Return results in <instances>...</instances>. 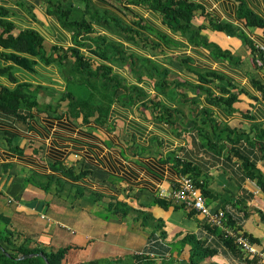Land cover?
Here are the masks:
<instances>
[{"label":"crops","instance_id":"obj_1","mask_svg":"<svg viewBox=\"0 0 264 264\" xmlns=\"http://www.w3.org/2000/svg\"><path fill=\"white\" fill-rule=\"evenodd\" d=\"M59 1L0 0V9L6 11L0 12V17L12 22L13 32L39 33L47 56L57 58L50 62L34 58L31 71L7 58L5 53L13 49L0 41V90L23 83L30 84L32 90V85H37L47 102L45 108L38 105L32 112L23 111L28 113L25 119L0 109V213L9 218L18 244L48 251L67 247L64 264L90 260L138 264L146 257L159 264L165 258L187 264L191 245L181 240L194 233L217 247L212 257L216 264H264V189L247 176L231 140L235 130L256 138L264 126V58L239 35L245 32L253 45H264V28L246 25L239 17L243 2L264 18V0H188L198 5L192 22L201 30L194 42L165 21L154 6L158 0H89V9L114 18L111 22L93 21L94 31L89 36L116 42L122 53L106 60L90 46L81 52L96 65L108 63L125 80L129 93L121 88L114 96L110 94L113 97L106 116L96 113L88 120L83 115L73 117L68 102H61L60 97L57 102L48 98L68 90L59 53L53 54L52 49L79 47L58 7L72 4L67 7L71 8V20H91L87 2ZM212 21L231 23L234 33L216 30ZM127 25L139 32L135 38L123 32ZM201 38L229 50L233 58H219ZM137 57L168 67L167 89L179 78L177 88L187 94L182 104L158 88L155 77L133 75L138 66H145ZM71 61L74 57L69 55L67 62ZM130 63L137 69L132 71ZM191 68L222 73L225 79H217L210 87L226 98L235 93V109L223 102H210L205 93L196 91L201 83ZM172 72L177 78L170 76ZM49 84L56 91L47 95L44 87ZM134 87L143 93L132 98ZM131 100L132 105L128 104ZM204 109L211 112L209 125ZM201 128L203 133L222 139L215 150L204 146ZM254 143L243 141L239 146L264 173L261 142ZM184 160L200 168L207 204L231 214L236 230L254 238L256 253L241 246L229 248L224 237L209 232L202 214L159 197L161 189L176 185L181 175L177 164ZM114 203L120 204L115 215L111 209ZM122 204L131 208L126 217L120 216L126 211ZM230 223L228 227H232Z\"/></svg>","mask_w":264,"mask_h":264},{"label":"trees","instance_id":"obj_2","mask_svg":"<svg viewBox=\"0 0 264 264\" xmlns=\"http://www.w3.org/2000/svg\"><path fill=\"white\" fill-rule=\"evenodd\" d=\"M59 2L62 4L61 0ZM87 4L88 11H90L89 7L91 6V4L89 0H87ZM154 6H156L164 14L165 21L172 28H174L175 30H180L183 33L187 34L190 37L191 41L194 42L195 37L199 36L201 26L196 28L192 22L193 17L198 9L197 4L188 0H166L165 2H163L162 0H158L157 4H155ZM58 9L61 12L60 16L62 17V21L64 22V24L68 25L69 28L74 30L76 43L79 44V47H72L69 50L54 47L52 49L53 54L59 53L58 59L63 63L64 61L66 62L68 60L69 55L73 56L74 61H71L72 74L80 77L81 81L84 80V83L96 82L97 84H101V86L94 87L91 90L89 97H79L78 95L74 94V92H69L68 89L66 92H63L60 100L61 102H68L70 114L75 118L83 115L84 119L88 120L89 116L95 115L96 113H98L99 117L106 116L109 108V105L107 104L109 101H112L111 98L115 94H117V92L121 88H124L125 90L128 89V87L124 85L125 80L120 75H114L113 69L108 63H100L96 65L94 60L86 57L81 52V49L83 47L90 46L89 48H91V50L101 58H105L106 60L111 58L113 60L116 56L115 53H120V51L122 50L121 46L118 45V47H110L106 45L108 43L105 38H91L89 34L94 31V26L92 24L93 21L103 19L106 22H111L113 21L111 19L114 18H109V14H100L99 11H91L90 21L85 18L71 20L68 19L69 12L71 11L70 8L65 9L62 7H58ZM0 12L5 13L6 11L4 9H0ZM239 17L244 20L246 25H256L264 28V18L260 17L253 10L248 8V6L243 2L239 8ZM119 23L121 22L119 21ZM212 25L216 30L234 33L235 26H233L229 22L217 23L215 21H212ZM13 28L14 27L12 22L4 19L3 17H0V41L8 46H11V48L13 49L12 52L5 53V56H7V58H9L15 64L33 71L36 63V60L34 58L38 57L47 62L57 59L56 57H54V55L52 57L47 56V52L43 48V38L39 33L33 30H24L15 33L13 32ZM123 32H125L127 36H130V38H135L136 33H139L135 30L133 31V28L129 25L123 26ZM239 35L241 36V38H244V40L252 48V51L259 49L261 52V59L264 58L262 50L258 46L252 44L245 32H241ZM200 40L204 42L208 47H211L214 54L219 58H227L231 55L229 50H224L220 45L215 42H210L207 38H201ZM102 45L104 46L105 50H103V47H101ZM61 50L63 51L62 54L60 53ZM145 60H147L144 62L145 66H152L151 60ZM160 68L161 67H158V69L160 70L158 73L160 74L152 73L151 75L152 77H156L157 85H159L158 88L167 91V87L165 85L168 83L170 70L168 68H166L165 70H161ZM163 74V80H161L160 78ZM196 75L198 76V79L201 83L196 86V91L201 90L203 93H205L210 102H223L224 105H228L231 110L235 109L233 107V103L238 99V96L235 93H232L231 97L226 98L220 94L214 93V91L210 87V84L215 83L217 79H225L222 73L212 70H206L204 72L196 71ZM139 77L141 78L142 75H140ZM162 81L163 83H161ZM175 82V85L179 87L181 81L176 79ZM28 86L29 88L31 87L30 84L23 83L15 89L2 88L0 90V109L10 114H15L18 118L25 119L28 116V113L25 114L24 112H32V109H34L35 106L38 107L39 104L35 99L36 97L30 98L29 93L33 91L30 90ZM192 88L194 89V87ZM139 89L140 88L138 87H134L131 89L132 98H134L133 95L135 93L136 95L143 93L140 92L142 90ZM220 89L226 88L220 86ZM110 94H113V96H110ZM23 97L25 98L23 99ZM128 104L132 105L133 101L131 100L130 102H128ZM49 106L51 107L54 105L52 104ZM203 111L208 116L206 124L209 125L211 112L208 109H204ZM201 130V133H203L204 128H201ZM235 131V136H231L232 144H235L233 147V151L235 155L240 156L243 159V167L247 176L251 179H255L256 182L264 189V173L258 168L257 161L246 155L245 152H243V149L239 146L243 141H246L248 144L255 142V145H257L258 142H261V149L264 153V126L260 128V132L259 134H257L256 138L251 137L250 134L244 131ZM202 135L204 146L212 151L215 150V147L219 146L218 142L222 140L221 138L215 139L211 135L209 136L205 133H203ZM177 166L181 174L191 175L194 180H196L198 185L202 187L204 193H207L205 180L203 178H200L201 171L200 168L196 166V164L192 163L191 161L184 160L183 162L178 163ZM67 171H70V169H68ZM162 203H164V201H162ZM119 205L114 203L111 206L114 215ZM121 206L123 208L126 207V211L120 216L126 217L131 212V208L124 206V204H122ZM141 213L142 215H144V212L140 211L139 214ZM225 215L228 220L227 224L231 222V226L235 229H238L236 224L237 222L232 219V215L227 214L226 212ZM144 216H147L148 218L153 217L149 214H145ZM9 223V218L0 213V264H64L63 259L68 250L67 247L60 248L56 251H48L43 247L29 248L24 243L18 244L16 240V232L9 227ZM206 227L209 232L217 234L220 237H224V242L229 248L233 250L240 248V245L236 242L235 238L226 235L222 227L212 226L209 223H207ZM245 235L248 234L245 233ZM249 237L251 238V236ZM252 239L254 238H251V240ZM181 241L184 243H189L191 245V253L190 257L188 258L187 264H216V262L212 260V257L218 252V249L217 247L209 244L206 239H203L194 233H188ZM83 264H99V261L90 260L84 262ZM138 264L159 263L154 258L146 257L143 260H139ZM160 264L176 263L174 258L170 260L165 258L164 261Z\"/></svg>","mask_w":264,"mask_h":264},{"label":"built area","instance_id":"obj_3","mask_svg":"<svg viewBox=\"0 0 264 264\" xmlns=\"http://www.w3.org/2000/svg\"><path fill=\"white\" fill-rule=\"evenodd\" d=\"M257 46L264 54V45ZM159 197L175 201L184 205L189 210L202 214L210 225L222 227L226 235L234 237L243 250L250 253L257 252V248L248 235L232 227H228L227 217L223 210L213 209L207 204L206 195L202 187L198 185L191 175L181 174L174 187L170 190H160Z\"/></svg>","mask_w":264,"mask_h":264},{"label":"rangeland","instance_id":"obj_4","mask_svg":"<svg viewBox=\"0 0 264 264\" xmlns=\"http://www.w3.org/2000/svg\"><path fill=\"white\" fill-rule=\"evenodd\" d=\"M84 2H87V0H83ZM70 2L72 3V0H70ZM70 6H72V4H66L65 6H64V8L66 9L67 7H70ZM93 6V5H92ZM71 9V8H70ZM90 11H93V10H91V9H89ZM61 13V12H60ZM70 16H71V14H69V18L68 19H71L70 18ZM73 16V15H72ZM91 19V18H90ZM153 30V29H152ZM154 33H156L157 35H159V32H157V31H153ZM243 40H244V38H242ZM109 43L108 44H106V45H108V46H110V47H116L117 46V44H116V42H114V41H112V40H110V41H108ZM94 43H96V42H94ZM100 45V44H99ZM101 47H103V50H105L104 49V46L102 45ZM229 58H233V56L231 55V56H229ZM136 59H142V58H140V57H137ZM135 59V60H136ZM121 60L122 59H120V61H119V63L121 62ZM131 61H133V59H130ZM143 61H147V60H145V59H142V62ZM182 62L183 63H185L186 64V66H189V63H187L186 61H183L182 60ZM58 63H59V65H60V68H61V75H62V79H63V81H64V83L66 82L67 83V87H68V91L69 92H74V94H76V95H78L79 97H82V98H86V97H89L90 96V93H91V90L94 88V87H98V86H101V84H97L96 82H92V83H84V80L83 81H81V78L80 77H77L75 74H72V71L70 70L71 68H72V63L71 62H67L66 61V63H65V65H63L64 63L63 62H61V61H59L58 60ZM135 63H137V61H135ZM152 63V66H138V71H135V72H133V75L135 76V77H137V78H139V76L140 75H142V77H144V78H150V77H152V73H157V74H160V73H158L160 70L158 69V67H161L160 69L161 70H165L166 68H168L167 66H164V65H161V64H159V63H157V62H151ZM154 63V64H153ZM130 65V68L132 69V71H134L135 69H137L135 66L136 65H132V63H130L129 64ZM196 71H198V72H204V71H201L200 69H195ZM136 73V74H135ZM161 73H163V72H161ZM114 75H116V73L114 72ZM156 76V75H155ZM162 77L160 78L161 80H163V76H164V74L163 75H161ZM171 77H176V75L172 72V74L170 75ZM156 78V77H155ZM177 78V77H176ZM44 79H47V77H44ZM179 79V78H178ZM49 81H57V80H51V79H48ZM60 81V80H59ZM161 83H163V81L161 82ZM176 84V82H174V83H170V86H169V88L167 89V93H168V95L170 96V97H172L174 100H176V102H180L181 104H182V102H183V97H186L187 96V94L185 93V92H183V91H181L179 88H177V86L175 85ZM162 85V84H161ZM159 86V85H158ZM36 87H37V85H32V90H33V92H30L29 93V95H30V98H34V97H36L35 99L38 101V105L39 106H41L42 108H45V106H46V104H47V102H45V100H43V99H45V98H42L41 97V95L39 94V90L38 89H36ZM48 87V88H47ZM28 88H29V86H28ZM45 88V91H46V93H47V95H49V94H52L54 91H56L55 89H54V86L53 85H51V84H49L48 86H46V87H44ZM24 90V89H23ZM184 90V89H183ZM44 91V90H43ZM125 92H127V93H129V91H128V89H125L124 90ZM140 92H142V91H140ZM144 95V94H143ZM142 95V96H143ZM137 96V95H136ZM58 97H61V94H59V95H57V94H54V95H52V96H50V97H48V98H50V102H57L58 101ZM140 97V96H139ZM25 97H23V99H24ZM189 98V97H188ZM41 101H42V103H41ZM104 101H106V100H104ZM63 102H65V101H63ZM211 123V122H210ZM131 258V257H130ZM130 258H128V259H130ZM105 262H103V264H104Z\"/></svg>","mask_w":264,"mask_h":264},{"label":"bare ground","instance_id":"obj_5","mask_svg":"<svg viewBox=\"0 0 264 264\" xmlns=\"http://www.w3.org/2000/svg\"><path fill=\"white\" fill-rule=\"evenodd\" d=\"M76 173V172H75ZM70 174V173H69ZM18 232V231H17ZM30 239V238H29ZM126 264V263H125Z\"/></svg>","mask_w":264,"mask_h":264}]
</instances>
